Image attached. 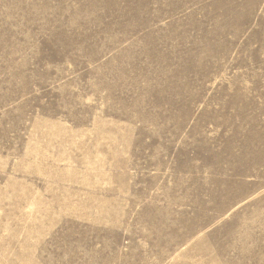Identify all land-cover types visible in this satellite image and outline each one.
<instances>
[{
	"label": "rangeland",
	"instance_id": "obj_1",
	"mask_svg": "<svg viewBox=\"0 0 264 264\" xmlns=\"http://www.w3.org/2000/svg\"><path fill=\"white\" fill-rule=\"evenodd\" d=\"M0 264H264V0H0Z\"/></svg>",
	"mask_w": 264,
	"mask_h": 264
}]
</instances>
